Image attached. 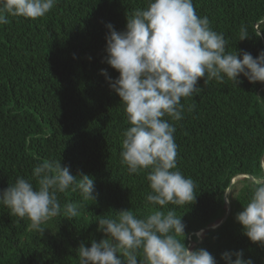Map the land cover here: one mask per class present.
<instances>
[{
    "label": "trees",
    "instance_id": "trees-1",
    "mask_svg": "<svg viewBox=\"0 0 264 264\" xmlns=\"http://www.w3.org/2000/svg\"><path fill=\"white\" fill-rule=\"evenodd\" d=\"M193 5L224 35L226 52L256 57L264 50V0ZM147 6L148 0H57L43 17L9 15L0 24V190L18 177L35 186L33 169L46 161H60L74 176L88 174L95 182L94 200L70 189L58 193L61 205L76 202L79 214L51 218L41 225L43 234L0 204V264H78L81 243L90 247L106 238L97 230L100 218L126 209L142 217L152 210L146 203L149 170L130 173L121 162L129 124L101 73L119 76L105 60L106 25L124 31L128 16ZM242 27L248 36L241 40ZM198 86L199 94L181 99V120L164 117L176 128L174 170L194 181L196 198L163 210L181 215L185 245L206 249L217 264H225L223 252L235 250L264 264V246L252 242L236 220L249 200L250 181L264 175V82L251 83L241 74L238 84L200 78ZM240 175L241 185L233 183Z\"/></svg>",
    "mask_w": 264,
    "mask_h": 264
},
{
    "label": "clouds",
    "instance_id": "clouds-1",
    "mask_svg": "<svg viewBox=\"0 0 264 264\" xmlns=\"http://www.w3.org/2000/svg\"><path fill=\"white\" fill-rule=\"evenodd\" d=\"M56 3L0 0V24H7L9 15L35 20ZM106 27L105 60L119 76L113 79L104 69L101 73L120 97L129 124L123 133L121 162L130 173L149 170L151 192L146 203L153 208L142 217L126 209L114 218H100L97 230L106 238L93 240L90 247L81 243L78 264H217L206 249L187 247L181 215L163 210L169 204H191L196 198L194 181L174 170L176 128L164 117L183 118L181 99L199 94L200 78L205 84L213 79L223 82L225 77L238 84L242 74L251 83L264 82V50L256 57L246 51L226 52L224 35L211 29L207 16L197 15L193 0H148L146 8H137L128 16L124 31H117L111 23ZM247 36L242 27L240 39ZM32 177L35 186L18 177L0 190V204L11 215L26 217L31 229L40 234L44 231L41 225L51 218L63 215L71 220L79 214V205L68 201L62 206L58 193L70 189L79 191L85 201L95 198L94 179L83 173L74 176L60 161L37 164ZM250 192L236 220L252 242L264 246V175L250 181ZM221 259L225 264H254L251 258H243L242 250L225 251Z\"/></svg>",
    "mask_w": 264,
    "mask_h": 264
},
{
    "label": "rangeland",
    "instance_id": "rangeland-1",
    "mask_svg": "<svg viewBox=\"0 0 264 264\" xmlns=\"http://www.w3.org/2000/svg\"><path fill=\"white\" fill-rule=\"evenodd\" d=\"M243 176H244V175H240V176L236 177V179L233 180V183H237L238 185H241V183H239L238 181H239L240 178H242ZM229 190H230V189H229ZM229 190H228V191H229ZM200 233H201V232H199L198 234L201 235ZM199 235H198V236H199Z\"/></svg>",
    "mask_w": 264,
    "mask_h": 264
},
{
    "label": "bare ground",
    "instance_id": "bare-ground-1",
    "mask_svg": "<svg viewBox=\"0 0 264 264\" xmlns=\"http://www.w3.org/2000/svg\"><path fill=\"white\" fill-rule=\"evenodd\" d=\"M216 225H218V224H216ZM213 227H216V226H214V225H213V226H211V228H213ZM200 232L202 233V230H201ZM198 233H199V232H198ZM201 233H200V234H201Z\"/></svg>",
    "mask_w": 264,
    "mask_h": 264
}]
</instances>
